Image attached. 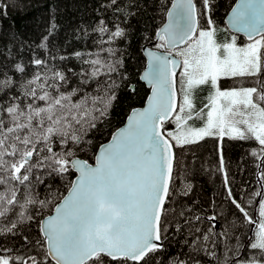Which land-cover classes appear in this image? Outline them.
<instances>
[{
    "label": "snow or ice",
    "instance_id": "1",
    "mask_svg": "<svg viewBox=\"0 0 264 264\" xmlns=\"http://www.w3.org/2000/svg\"><path fill=\"white\" fill-rule=\"evenodd\" d=\"M9 7L0 3V17ZM133 7L139 8L138 0H100L94 51L36 55L29 60L31 74L29 64L16 62L19 82L0 70V222L6 221L0 238L22 239L13 247L0 239V264H160L176 217L182 221L176 231L188 229L184 243L192 252L174 264H201V252L210 257L207 264H264V0H239L232 9L230 22L251 41L244 45L235 35L217 41L212 0H201L200 9L194 0H173L168 23L155 34V47L163 52L147 51L136 82L126 69L127 48L121 47L129 42ZM199 17H206L203 27ZM55 28L53 23L48 35ZM57 59L60 65L52 63ZM73 60L79 71L69 66ZM236 77L259 78L260 86L220 83ZM140 81L151 90L145 106L133 107L107 143H94L121 90L134 96ZM17 83L19 91L9 95ZM204 87L207 102L198 107L196 94ZM207 137L257 145L250 154L258 161L259 190L242 194L231 187L219 151L229 214L234 208L255 228L246 244L235 236V222L216 231L222 212L194 215L192 207H175V198L187 197L192 185L177 188L174 149ZM89 151L92 157L83 158ZM58 179L67 194L53 186ZM254 205L259 219L250 211ZM33 224L35 233L21 237L23 226Z\"/></svg>",
    "mask_w": 264,
    "mask_h": 264
},
{
    "label": "trees",
    "instance_id": "2",
    "mask_svg": "<svg viewBox=\"0 0 264 264\" xmlns=\"http://www.w3.org/2000/svg\"><path fill=\"white\" fill-rule=\"evenodd\" d=\"M236 0H212L214 7L211 16L214 20V27L225 26V16ZM173 0H138L139 8L133 7L131 10L136 13L129 18L131 35L129 42L121 47L127 48L128 57L126 59V69L133 82L138 80L139 75L146 65V58L143 54V46L154 42V47L159 43L156 33L164 24L167 18V10ZM0 3H8L10 7L6 10L7 15L0 17V70L7 73L13 80L19 82L22 77L19 73H14V63L23 62L29 64V60L36 55H41L48 59V53L59 56L72 51L89 50L94 51L98 36L92 32V25L96 19L102 15L99 11L100 0H0ZM197 9L201 8V0H195ZM111 21L112 16L108 14ZM201 26L205 24L206 17H199ZM56 25L52 35H48L52 24ZM227 29V28H226ZM86 30V31H82ZM48 40L44 41V37ZM240 40H246L240 35ZM41 43L48 45L47 49L39 47ZM60 65V61H52ZM71 67L79 71V64L73 60ZM34 70V66L29 64L28 72ZM3 79V77H0ZM137 93L129 96L124 90L120 92L119 103L115 107L110 120L105 122L100 131L95 132L94 143L99 144L108 140L113 131L119 127L126 119L129 111L142 105L145 101L149 89L140 81L136 84ZM7 91V90H6ZM19 91L18 83L9 91L13 95ZM257 147L252 141H234L225 138L219 141L216 137H207L196 144L185 145L182 148H175L176 172L179 178L176 181L177 188H182L183 183H191L192 191L187 197H176L177 209L181 207H192L193 214L211 215L223 213L216 231L226 229L235 222L233 229L235 236L239 237L242 244H246L248 239L254 234L255 228L242 221L240 214L232 208L234 214H229L230 204L225 199L226 190L223 184V174L219 168V151L223 149L225 160V171L228 172L232 181L231 187L236 193L250 192L252 189L259 190L255 184L256 169L258 162L251 156L252 148ZM84 158L92 157L89 151ZM91 161V160H90ZM60 192L66 193L64 181L52 182ZM38 190L43 196L44 186H38ZM256 201L260 198L256 197ZM254 205L250 211L256 219ZM6 223L0 222V224ZM182 224L179 217L170 226L168 239L164 241L165 248L161 251L158 261L160 264H174L178 259H188L192 249L185 245L187 228L184 231H176V224ZM208 221L201 223V228H206ZM36 226L31 228L24 225L20 236L35 233ZM190 239V237H187ZM3 239L4 245L13 247L20 245V237H6ZM235 244L236 240L230 241ZM210 246V245H209ZM222 250V247H221ZM251 252V250H249ZM219 254V251H218ZM201 264H207L210 257L202 252L199 254Z\"/></svg>",
    "mask_w": 264,
    "mask_h": 264
},
{
    "label": "rangeland",
    "instance_id": "3",
    "mask_svg": "<svg viewBox=\"0 0 264 264\" xmlns=\"http://www.w3.org/2000/svg\"><path fill=\"white\" fill-rule=\"evenodd\" d=\"M216 28V39L218 42L223 43L228 40H230L231 36L235 35L237 37V44L238 45H244L247 43H250L248 39L246 40H240V35L235 34L228 29H226L223 26L215 27ZM184 47V46H182ZM182 59V58H181ZM181 71V69L179 70ZM221 85L224 88H232V87H259V78H253V77H236V78H222L220 81ZM209 94V89L207 87L201 88L197 91L196 94V104L198 107H202L204 103L207 102V96ZM196 125L199 126V122H196Z\"/></svg>",
    "mask_w": 264,
    "mask_h": 264
},
{
    "label": "water",
    "instance_id": "4",
    "mask_svg": "<svg viewBox=\"0 0 264 264\" xmlns=\"http://www.w3.org/2000/svg\"><path fill=\"white\" fill-rule=\"evenodd\" d=\"M194 3H195V0H194ZM238 3H239V0H236V1L234 2V4L231 6V8L229 9V11L227 12V14H226V16H225V26H226V28H227L229 31H231V32H233V33H235V34L241 35V36H243L245 39H248V37H247V35H245V33H243V32H237L236 29L233 27L232 23L230 22V21H231V18H232V9H233ZM195 4H196V3H195ZM170 8H171V6H170ZM170 8H169V9H170ZM167 23H168V17L166 18V21H165L164 24L159 28L158 31H160V29L163 28V26H164L165 24H167ZM248 40H249V39H248ZM153 45H154V42H150V43H148V45H144L143 48H142V50H143V54H144V56H145V58H146V65H145L144 69L142 70V72L145 70V68H146V66H147V51H148V50H152V51H155V52H163V49H157V48L154 47ZM182 46H184V45H180V47H182ZM175 59H177V60H181L180 57H175ZM179 70H180V69H177V72H178V73H179ZM142 72H141V73H142ZM142 82H143V81H142ZM143 83L148 87V89H149L148 95H150V92H151V90H150V86L147 85L146 82H143ZM148 95H147V96H148ZM146 98H147V97H146ZM145 101H146V99H145ZM145 101L143 102L142 105L135 106V108H142V107H144V106H145ZM130 111H131V110H130ZM130 111H129L128 115L130 114ZM128 115H127V116H128ZM127 116H126V119H127ZM126 119H125V121H124L119 127H117V128L113 131L112 135H113L114 133H116L117 130H119L120 128H122V127L125 126V124H126ZM112 135H111V136H112ZM110 139H111V137H110L108 140H106L105 142H103V143H107ZM174 151H175V149H174ZM83 158H84V157H83ZM90 162H93V161H90ZM65 194H67V193H65Z\"/></svg>",
    "mask_w": 264,
    "mask_h": 264
}]
</instances>
